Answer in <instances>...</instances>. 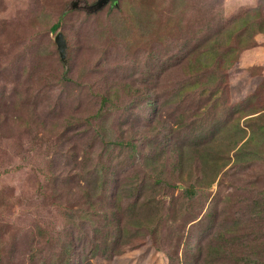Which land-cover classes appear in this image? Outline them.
<instances>
[{"label": "rangeland", "instance_id": "obj_1", "mask_svg": "<svg viewBox=\"0 0 264 264\" xmlns=\"http://www.w3.org/2000/svg\"><path fill=\"white\" fill-rule=\"evenodd\" d=\"M72 1L0 0V264H51L77 236L70 213L108 207L141 242L86 248L93 264H262L264 0H116L94 15ZM99 173L107 197L90 208L84 180ZM100 216L89 240L110 237Z\"/></svg>", "mask_w": 264, "mask_h": 264}, {"label": "trees", "instance_id": "obj_2", "mask_svg": "<svg viewBox=\"0 0 264 264\" xmlns=\"http://www.w3.org/2000/svg\"><path fill=\"white\" fill-rule=\"evenodd\" d=\"M111 2L116 3V1H111ZM67 11H70V9H67ZM94 14H91V15H94ZM59 26H60L59 23L54 24L51 27V31L56 32ZM245 30H246L245 27H242L241 24L237 25L234 22L231 24L229 28V31L232 34L234 33V35H236V38L239 39V41L243 39V34ZM239 33L241 34V36L238 35ZM225 46L227 48L226 52L223 53V56L225 57V61L221 62V66L227 67L226 69H230L237 64L238 58L235 57L236 52H235V49H233V47L231 46L230 40L226 43ZM231 56H234V57H231ZM230 58H233V59L230 60ZM107 100L108 98L104 94L100 95V105L106 103ZM146 111L147 109H145L144 111V114H145L144 116H146ZM100 116L101 114L98 111L95 114L91 115L89 118L97 119ZM74 124L75 123L69 122L68 128H72ZM94 133L98 135L100 138V133L96 127H94ZM167 134H169V131L168 129H165L162 134L163 139L168 136ZM100 140L106 146L111 144V140H104L102 138H100ZM112 143L120 147H130L132 151L136 150V145L132 143V141L121 140V141H113ZM177 164H180V163H177ZM103 175H104L103 173H99L97 175L94 174L93 177H91L90 179L86 177V180H84V186H83L84 191L82 192L86 198V202L89 203L90 208H96V206L94 205L95 204L94 198H96L98 195H99V198L101 197V199L103 200L107 197L108 190H106V187L108 186L107 184L111 181V179H109L108 181L107 178L103 177ZM150 177L152 178L153 182L156 185L163 182V179L160 177L159 174H154V175H151ZM99 185L100 187H102L101 192H97V188L99 187ZM184 193H186L187 195L188 194L193 195L194 194L193 187L192 186L187 187ZM153 202H154L153 196H151V198L149 199V203L147 205H151L152 207ZM82 213L83 214H79L77 216L74 215L73 213H70V218H71L70 225L73 226L77 230L76 231L77 236L74 235L71 240L64 241L62 244H60L59 249L61 251V254H59L57 258H54L51 264H93L90 258L87 259V257H82L86 248L89 249L90 256H96L98 251L103 252V254L105 255H108V254L111 255L112 251H116L118 254H121L124 246L132 247L134 243L141 242V238L137 236L133 237V239L131 240L126 238L125 228L120 223L115 224L119 220L120 217H118V212L116 213L114 208L108 207L104 211L99 210V212H96L95 209H88V210L82 211ZM94 215H97V216L102 215L100 217L101 218L103 217L102 221H104V224H105L102 227H104V229L106 228L107 232L110 234L109 239L99 234L97 236L91 237V240H89V236L85 235L84 225L92 224ZM108 223H111V225L113 223L114 225L108 226ZM135 227L137 228L136 232H138L141 229V224L136 223ZM95 232L97 233V231ZM195 238L196 237H194L193 239L195 240ZM197 258H198V254L195 256V259ZM243 264H261V262L253 254V257L251 255V257H248L247 260H243ZM262 264H264L263 261H262Z\"/></svg>", "mask_w": 264, "mask_h": 264}, {"label": "water", "instance_id": "obj_3", "mask_svg": "<svg viewBox=\"0 0 264 264\" xmlns=\"http://www.w3.org/2000/svg\"><path fill=\"white\" fill-rule=\"evenodd\" d=\"M110 1L116 0H96L95 3L89 5L85 1L82 0H74L72 1L68 9L70 10H83L87 14H94L98 11L102 10ZM54 42L56 44V49L58 51L59 57L64 64L65 68H67V43L61 32H58L54 37Z\"/></svg>", "mask_w": 264, "mask_h": 264}, {"label": "crops", "instance_id": "obj_4", "mask_svg": "<svg viewBox=\"0 0 264 264\" xmlns=\"http://www.w3.org/2000/svg\"><path fill=\"white\" fill-rule=\"evenodd\" d=\"M262 63H263V62H261V63H258V64H262ZM258 64H257V65H258ZM262 65L264 66V64H262Z\"/></svg>", "mask_w": 264, "mask_h": 264}]
</instances>
